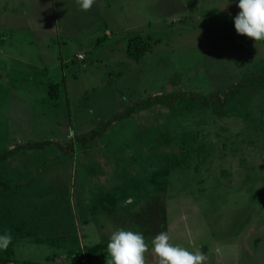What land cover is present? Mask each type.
I'll use <instances>...</instances> for the list:
<instances>
[{"label": "rangeland", "instance_id": "obj_1", "mask_svg": "<svg viewBox=\"0 0 264 264\" xmlns=\"http://www.w3.org/2000/svg\"><path fill=\"white\" fill-rule=\"evenodd\" d=\"M7 1L0 0L1 10ZM53 2L49 13L52 0H15L14 8L32 13L33 27L11 20L14 37L0 35V47H15L19 56L49 49L48 74L29 56V64L15 63L23 69H0V121L9 113L26 121L0 123V153L53 141L0 161V182L13 189L9 197L0 190V234L12 236L3 264L76 263L123 225L148 242L183 214L175 219L174 244L189 250L256 235L261 251L264 90L248 86L220 108L229 89L264 67V41L235 29L239 0H95L88 11L76 0ZM54 19L65 32L58 40L48 32ZM130 43L145 47L139 60L129 57ZM61 71L65 80L50 86L60 99L12 108L7 77L15 82L35 72L54 79ZM188 96L213 97L216 106L180 108ZM155 97L163 100L144 105ZM134 106L94 140L78 139ZM107 255L86 257L87 264H107Z\"/></svg>", "mask_w": 264, "mask_h": 264}, {"label": "crops", "instance_id": "obj_2", "mask_svg": "<svg viewBox=\"0 0 264 264\" xmlns=\"http://www.w3.org/2000/svg\"><path fill=\"white\" fill-rule=\"evenodd\" d=\"M14 1L15 0H8L7 1L8 5H10L9 8L7 7V5H5L3 7L5 9L4 11L0 9V19L4 20L1 22V23H3V22L4 23L0 26L1 27L0 35L2 36V33H4L5 35H8V33H10V35H8L10 37V39L14 37V34L17 30V26L10 23L11 20H14V21L23 20L24 24H26V26L30 25L33 27V23L31 21L32 20L31 19L32 13H29L30 10L26 7H24V8L21 7L20 9L14 8V6H13ZM21 1H23L25 3L27 2V0H21ZM52 3H53L52 6L49 5V8H48L49 13L51 12L52 7H53L52 10L54 9L53 5L55 2H53V0H52ZM10 17H12V18H10ZM40 18L41 17L36 18V19H38V22H36L37 24L34 27V31H35L36 35H39V32H40V30L38 29V24L42 23L41 20H39ZM33 19L35 22V18H33ZM59 20H61V19H59ZM52 25H55V27L58 28V31L55 33V37H53V40H58V34L59 35L65 34L64 29H62L60 22L55 23V19H54V22H52ZM49 47H50V45H49ZM14 48L12 49V48L0 47V69H2L4 73L6 72V70L4 68H7V67H8L7 69H13V67H20L21 69H23V67H21L19 65H15V63L21 62L24 65L29 64L28 59L30 57L32 59L36 58L40 62L39 65H35L39 71H42V73H44V75L48 74L49 66L46 65V63H45L48 60V58H47V55L43 52L44 50H45V52H48V50H49L48 48L47 49H39V48L33 47V48H35L34 52L31 51L32 52L31 55H24V56H19L15 52ZM56 62H57L58 68L62 67L63 64L61 62V57H60V59L58 58V60H56ZM14 70H16V69H14ZM16 71H18V70H16ZM34 73L35 72H28V73H26V75L22 76V79L15 81V82L12 81V79H9L7 77V84L12 86V88L9 89V94L7 95L10 97V99H8V100L11 102L12 108L19 106L18 101L23 102V104L25 102H27V103L31 102L32 104L36 103L39 107H41L42 104L44 102H46V100L49 98L60 99L59 94H56V96H53L50 94V90H51L50 86L52 84L59 83V81H60V84H62V81L65 80V78H66L65 74L67 72L61 71L62 77L60 78L58 76L57 78H54V79H52V78L44 79L42 77L35 76ZM55 79H59L58 82ZM63 88H64V86H63ZM59 93H60V91H59ZM17 94H22L23 96L22 95L17 96ZM19 97H22V98H19ZM28 113H29L28 111H25L26 117H29ZM31 115L33 116L34 114H31ZM20 117L21 116H15L14 113L13 114L9 113V115L5 116L2 119V121H0V123H2L5 126H10L13 124L17 125L18 123L21 124L23 122H26L25 119H23V121L19 120ZM51 142H53V141H51ZM179 202H182V201L179 200ZM167 209H170V208H169V206L165 205V210L168 213ZM100 211H104V210L101 209ZM92 212H93V210L91 211V213ZM183 216H184V214L180 215L178 217H183ZM177 218H174L173 221L168 222V224L163 229V232H168L171 235V237H172L171 242L172 243L175 239V234L180 235V231H179L180 223L175 221V219H177ZM107 219L110 220L109 218H107ZM90 223H91V221H90ZM111 223H114V222L111 221ZM113 226H115V225H113ZM113 226H112V229L115 230L116 226L115 227H113ZM123 226L126 228H124ZM123 226L120 228L131 230V228L128 225L127 226L123 225ZM196 226H200V223H197ZM197 229L200 231V228H195L194 230H197ZM199 231H198L197 235H195V237L198 236ZM187 236L188 235H184L185 238H187ZM91 237H92V239L97 238V236H95L93 234H91ZM251 238L252 237H250L248 240L247 239L244 240L243 242H241L239 240L235 244L223 243V242H221L220 239H218L219 241L214 240L209 245H200L199 247H192L191 249H189V251H195L197 249L202 251L208 257V259L205 261V264H254V261L256 264L257 260H255V258L260 253H262V252L264 253V248L259 252L256 251L257 250L256 244L258 243L257 240H258L259 236L255 235L254 238H252V239ZM108 240H109V238H102V241H104L102 243L108 242ZM189 240H190V246H193V244L195 242L192 241L191 239H189ZM96 243H94V244H96ZM148 243L150 245V251L145 254L146 255V264H158V258L151 252V240L148 241ZM259 264H264V256H263V259L261 260V262Z\"/></svg>", "mask_w": 264, "mask_h": 264}, {"label": "clouds", "instance_id": "obj_3", "mask_svg": "<svg viewBox=\"0 0 264 264\" xmlns=\"http://www.w3.org/2000/svg\"><path fill=\"white\" fill-rule=\"evenodd\" d=\"M83 11L92 8L95 0H76ZM241 10L234 19L237 33L255 42L264 41V0H239ZM58 28L48 31L55 34ZM94 228V226H92ZM168 232H160L151 240V252L158 258V264H205L208 257L199 249H188L173 244ZM12 243V236L0 234V249L6 250ZM107 264H146V253L150 245L140 232L120 228L113 231L107 242Z\"/></svg>", "mask_w": 264, "mask_h": 264}, {"label": "trees", "instance_id": "obj_4", "mask_svg": "<svg viewBox=\"0 0 264 264\" xmlns=\"http://www.w3.org/2000/svg\"><path fill=\"white\" fill-rule=\"evenodd\" d=\"M144 51H145V47H138L136 45H131V43L129 44L128 55L129 57L135 60H139L140 57L143 55ZM248 86H252L257 90H264V67L258 72H253L246 75L242 80V82L234 85L231 89H229L228 92L223 97V102H221L220 108L226 109L230 104H232L236 100L240 90ZM50 94L56 96L57 91L51 89ZM161 99L162 97H155L152 100L150 99L149 101H146L144 105L156 102V100H161ZM168 104H170L172 107L175 106L172 100L168 101ZM210 106L212 107L216 106V99H213V97L201 98L199 96H188L185 97L180 103V108L182 109L207 108ZM135 108H136L135 106L133 108L128 107V109L125 112L121 113L117 117H114L110 122L104 123V125L102 124V126L100 127L102 129L95 128L90 132H88L89 134L83 135L78 139H80L82 143H86L92 139L94 140L100 134H103L107 130L108 125L110 123L115 122L126 115H129L130 111L132 112V110H134ZM51 143H52L51 141H45V142H33L26 145L25 144L18 145L12 150H8L6 152L0 153V161L1 162L6 161L11 155H13L16 151L22 148H28V147L32 149L41 148L50 145ZM0 190L8 197L11 196L13 192V189L11 188L8 181L0 182ZM16 228L22 230L24 227H22L20 224H17ZM106 247H107V242L92 245L87 248L86 257L88 259H96L99 257H103L106 251ZM9 252H10L9 247L6 250L0 249V264H3L5 262L4 256H9L10 254Z\"/></svg>", "mask_w": 264, "mask_h": 264}, {"label": "built area", "instance_id": "obj_5", "mask_svg": "<svg viewBox=\"0 0 264 264\" xmlns=\"http://www.w3.org/2000/svg\"><path fill=\"white\" fill-rule=\"evenodd\" d=\"M78 58L82 59L83 55L79 54ZM87 258L86 257H82L79 261H77L76 263H71V264H87Z\"/></svg>", "mask_w": 264, "mask_h": 264}]
</instances>
